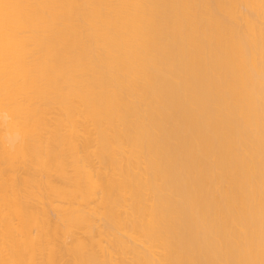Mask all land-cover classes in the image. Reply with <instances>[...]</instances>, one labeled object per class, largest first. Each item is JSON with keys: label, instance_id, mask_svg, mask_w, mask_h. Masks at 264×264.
<instances>
[{"label": "bare ground", "instance_id": "obj_1", "mask_svg": "<svg viewBox=\"0 0 264 264\" xmlns=\"http://www.w3.org/2000/svg\"><path fill=\"white\" fill-rule=\"evenodd\" d=\"M0 264H264V0H0Z\"/></svg>", "mask_w": 264, "mask_h": 264}]
</instances>
